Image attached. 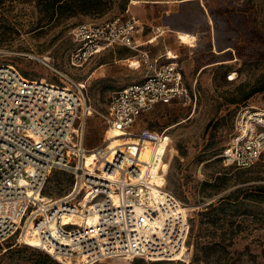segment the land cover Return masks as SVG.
Listing matches in <instances>:
<instances>
[{
	"label": "rangeland",
	"instance_id": "rangeland-1",
	"mask_svg": "<svg viewBox=\"0 0 264 264\" xmlns=\"http://www.w3.org/2000/svg\"><path fill=\"white\" fill-rule=\"evenodd\" d=\"M104 1L101 11L49 22L43 0H0V62L15 64L31 78L62 81L49 63L85 83L95 107L86 124V145L91 147L109 137L104 115L111 92L143 78L146 63L138 60L137 49L113 45L74 66L71 29L83 22L134 14L144 23L138 35L143 41L155 25H166V32L147 44L149 55L173 50L171 57H176L185 84L195 95L189 104L181 100L158 104L135 129L147 126L164 133L167 140L164 159L169 168L165 178H153L191 205L192 256L184 257L190 264H264V202L246 197L264 184V155L248 169L219 158L233 136L239 108L245 104L264 108V91L243 99L246 91L264 81V0ZM210 7L227 9L220 25L226 43L237 45L231 47L232 53L215 45ZM179 31L192 33L194 40L182 41ZM241 54H248L247 59ZM168 60L166 55L160 58L161 63ZM73 181L72 171L55 169L45 192L62 196ZM212 201L214 206L209 207ZM45 253L9 239L0 243V264H65L53 256L56 263L49 262Z\"/></svg>",
	"mask_w": 264,
	"mask_h": 264
},
{
	"label": "built area",
	"instance_id": "built-area-1",
	"mask_svg": "<svg viewBox=\"0 0 264 264\" xmlns=\"http://www.w3.org/2000/svg\"><path fill=\"white\" fill-rule=\"evenodd\" d=\"M142 24L132 14L79 23L70 31L76 42L70 53L74 66L113 45L137 49L146 63L143 78L110 94L104 115L109 126L134 138L113 148L104 142L86 145L87 119L95 107L85 83L49 63L62 81L31 78L15 64L0 62V243L16 239L33 245L22 239L29 230L37 236L34 246L65 264L117 257L187 260L179 254L188 256L187 204L166 184L158 185L151 168L143 170L140 157L144 141L157 143L164 133L135 125L158 104L191 103L195 92L186 86L176 57L168 55V61L158 63L149 56L137 37ZM166 30L157 24L153 36ZM228 77L233 79L231 73ZM92 151L97 159L90 167ZM263 152L264 108L242 105L233 136L219 156L227 165L248 168ZM55 169L72 171L74 181L62 196L48 195L51 203L41 211L36 198L48 202L43 191ZM77 209L85 210L82 222L63 221L64 214ZM93 215L96 219L90 221Z\"/></svg>",
	"mask_w": 264,
	"mask_h": 264
},
{
	"label": "trees",
	"instance_id": "trees-1",
	"mask_svg": "<svg viewBox=\"0 0 264 264\" xmlns=\"http://www.w3.org/2000/svg\"><path fill=\"white\" fill-rule=\"evenodd\" d=\"M104 2H105L104 0H43V7L46 11V15L49 17V19H48L49 22H51L53 20L60 21L63 18L71 17V16H74V15L79 14V13H92V12L101 11L104 8V4H105ZM226 11H227V9L210 7V13H211L213 20L215 22V45L219 50H224V52L232 53L231 47H236L237 45H232V44L226 43L227 38L223 35L221 25H220V23L223 21V16H224ZM211 45H212V43H211ZM247 56H248V54L247 55L246 54L240 55V57L243 60H246ZM22 73L24 75L28 76V73H26V72H22ZM28 77H30V76H28ZM259 91H264V81H262L261 83L253 86L251 89L246 91L243 94V99H248L253 94H255L256 92H259ZM263 155H264V152H263L262 156ZM262 156H261V158H262ZM219 158L223 159L220 156H219ZM261 158L256 163H258L261 160ZM254 165H252L251 167H253ZM251 167H248V168H251ZM237 168H239V167H237ZM248 168H244V169H248ZM45 190H46V187L43 191V194L52 195L51 193L45 192ZM255 190H256L255 193H250V194L246 195V197H250L252 199L264 202V184L257 185ZM213 206H214V201L209 203V207H213ZM188 220H189V224H190V229H189V234L187 237V246H188L187 254H189V257H191L192 254H191V247H190L191 246L190 235H191V229H192V218L190 217L189 211H188ZM26 245L29 247L35 248V249H40V248H38L34 245H31V244H26ZM40 250H42V249H40ZM42 251H44V250H42ZM179 254L183 257L185 256L182 252ZM209 255H210V252L207 253V256H209ZM44 257L49 262L56 263L55 259H53L48 252H46L44 254ZM181 262L183 264H188V263L190 264V262L187 260H181Z\"/></svg>",
	"mask_w": 264,
	"mask_h": 264
},
{
	"label": "bare ground",
	"instance_id": "bare-ground-1",
	"mask_svg": "<svg viewBox=\"0 0 264 264\" xmlns=\"http://www.w3.org/2000/svg\"><path fill=\"white\" fill-rule=\"evenodd\" d=\"M178 36L180 39H182V41H185L186 43L193 41L195 38L192 33L186 31H179ZM234 73L235 72H233L232 74L233 78H234ZM126 133L127 132L118 129L117 127L109 126L108 127L109 137H107L104 140V144H108V147L113 148L118 145H123L125 143L134 141V138L125 136ZM167 147H168V143L164 136L157 143H154L150 140H145L144 145L140 152V157L143 161V170H149L151 168L153 177L156 178L157 176H160L164 178V174L167 172L170 164L168 160L164 159V153ZM96 159H97V154L95 153V151H92L88 156L87 164L90 165V167H92L91 163L94 162ZM160 170L163 173H160ZM48 197H49L48 195L43 196L45 200H48ZM87 198L88 196H86V198L83 200L84 205L87 202ZM36 200L39 201L41 204L39 208L41 209V211H45L51 203V201L49 200L47 203H43L41 202V199H39L38 197L36 198ZM190 206L191 205L189 206L187 205V208L190 209L191 208ZM84 211L85 210L83 209L72 210L71 212H68L63 215V221L64 222L74 221L75 223L82 222L83 217H86ZM94 219H96L94 215L90 217V221ZM22 239H26L27 241H30L33 245H36L37 242V236L35 235V231L32 232H29V230L24 231L22 234ZM83 259L84 258L81 256L78 257V261L80 263H82ZM67 261L70 262L72 261V259L68 258Z\"/></svg>",
	"mask_w": 264,
	"mask_h": 264
},
{
	"label": "crops",
	"instance_id": "crops-1",
	"mask_svg": "<svg viewBox=\"0 0 264 264\" xmlns=\"http://www.w3.org/2000/svg\"><path fill=\"white\" fill-rule=\"evenodd\" d=\"M143 24H142V26H143ZM142 26H141L139 32L141 31ZM152 33H153V31H152ZM138 35H139V33H138ZM137 37L139 39V36H137ZM156 38L157 37H154L153 34H152L151 36H148L147 39H145L143 41H140V39H139V41L142 43L143 48H145L148 51V53H149L150 50L146 46H147V44L153 43L154 40H156ZM170 51H173V50H167V51H165L163 53H160L158 55H153V56H150L149 55V56L152 59H157L158 60V63H160V58L162 56H164V55H166V56L170 55L171 56ZM138 60L139 61L141 60L140 59V54H139ZM127 83H129V82H127ZM127 83H125V84H127ZM181 263H182L181 260H147V259H145L143 257H135V258H133L130 261H125V258H123V257H117V259L102 260V261L95 262L93 264H181Z\"/></svg>",
	"mask_w": 264,
	"mask_h": 264
}]
</instances>
